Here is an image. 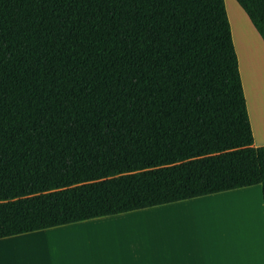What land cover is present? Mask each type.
I'll use <instances>...</instances> for the list:
<instances>
[{
  "label": "trees",
  "instance_id": "1",
  "mask_svg": "<svg viewBox=\"0 0 264 264\" xmlns=\"http://www.w3.org/2000/svg\"><path fill=\"white\" fill-rule=\"evenodd\" d=\"M264 41V0H236ZM225 0H0V240L260 185Z\"/></svg>",
  "mask_w": 264,
  "mask_h": 264
},
{
  "label": "crops",
  "instance_id": "2",
  "mask_svg": "<svg viewBox=\"0 0 264 264\" xmlns=\"http://www.w3.org/2000/svg\"><path fill=\"white\" fill-rule=\"evenodd\" d=\"M238 11L230 23L258 148L264 146V41L245 11ZM256 187L1 239L0 264H264V234L251 238L253 216L264 226L262 187ZM255 189L262 209L232 199L250 198ZM226 199L231 201L221 204V218L229 219L226 230L234 237L218 234L222 227L214 217L215 203Z\"/></svg>",
  "mask_w": 264,
  "mask_h": 264
},
{
  "label": "rangeland",
  "instance_id": "3",
  "mask_svg": "<svg viewBox=\"0 0 264 264\" xmlns=\"http://www.w3.org/2000/svg\"><path fill=\"white\" fill-rule=\"evenodd\" d=\"M225 2H226V7H227V11H228V15H229V18H230V21H231V23L234 25V14L238 11V12H243V10L241 9V7L238 5V3L236 2V0H225ZM241 14V13H240ZM256 188H260V187H256ZM260 190H261V188H260ZM248 194H250V198H248L247 197V199H244L243 200V198H241V197H236V195H234V196H232V199L233 200H238V201H240V203H242V204H244L245 206H247V204L248 203H252L253 205H256V206H258L259 207V209H262L261 208V204H262V197H260V194L258 193V189H255V191L254 192H248ZM239 198V199H238ZM227 200V199H226ZM228 201H231V200H227V201H225V200H221V201H219V202H216L215 203V205H214V207L216 208L215 210H214V217H215V221H216V225H218V226H221L222 227V229H218V234L222 231V234H223V232H224V235H226V233L228 232V233H230V236L231 237H234L235 235H234V232H233V230L231 229V228H229V230L227 231L226 230V226L227 225H229L230 223L228 222V220L229 219H225V218H221V210H223V207H221V204L223 203V204H225L226 202L228 203ZM224 206V208H225V206L226 205H223ZM228 206V205H227ZM259 215L261 216V213H259ZM219 216H220V218H219ZM252 218V217H251ZM253 218L254 219H252V220H254L257 224H255L256 226H254L255 227V229H254V231H253V233H254V235H251V238L252 239H254L255 237H256V239H263V234H264V231H263V229H264V226H259V221H258V219H257V221H256V217L255 216H253ZM262 218H264L263 217V215H262ZM218 220H220V222L218 221ZM233 223V222H232ZM262 223H263V220H262V222H261V225H262ZM230 226H232L231 224H230ZM253 230V229H252ZM233 232V233H232ZM255 232H257V235H255ZM263 233V234H262Z\"/></svg>",
  "mask_w": 264,
  "mask_h": 264
},
{
  "label": "bare ground",
  "instance_id": "4",
  "mask_svg": "<svg viewBox=\"0 0 264 264\" xmlns=\"http://www.w3.org/2000/svg\"><path fill=\"white\" fill-rule=\"evenodd\" d=\"M260 128H261V129H260V130H261V132H263V133H264V128H263V127H261V126H260Z\"/></svg>",
  "mask_w": 264,
  "mask_h": 264
}]
</instances>
